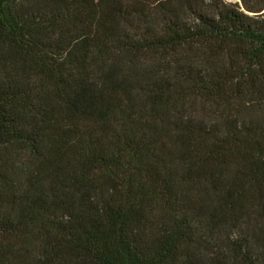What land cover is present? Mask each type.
I'll return each instance as SVG.
<instances>
[{
  "label": "trees",
  "instance_id": "16d2710c",
  "mask_svg": "<svg viewBox=\"0 0 264 264\" xmlns=\"http://www.w3.org/2000/svg\"><path fill=\"white\" fill-rule=\"evenodd\" d=\"M0 264H264V0H0Z\"/></svg>",
  "mask_w": 264,
  "mask_h": 264
},
{
  "label": "rangeland",
  "instance_id": "374dc122",
  "mask_svg": "<svg viewBox=\"0 0 264 264\" xmlns=\"http://www.w3.org/2000/svg\"><path fill=\"white\" fill-rule=\"evenodd\" d=\"M232 1H235V0H232ZM243 229H245V227L243 228ZM248 232V231H247ZM240 233V231L238 230L237 232H236V234H239Z\"/></svg>",
  "mask_w": 264,
  "mask_h": 264
}]
</instances>
